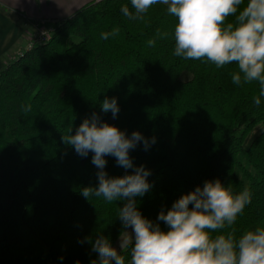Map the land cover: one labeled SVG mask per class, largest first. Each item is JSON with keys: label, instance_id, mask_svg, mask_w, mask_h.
Listing matches in <instances>:
<instances>
[{"label": "trees", "instance_id": "16d2710c", "mask_svg": "<svg viewBox=\"0 0 264 264\" xmlns=\"http://www.w3.org/2000/svg\"><path fill=\"white\" fill-rule=\"evenodd\" d=\"M122 5L131 8L130 0H94L51 21L48 43L0 71V264H90L98 257L86 238L119 242L125 201L84 198V187L98 186L93 154L81 157L62 139L94 113L128 137L138 131L156 138L147 151L142 142L130 151L133 168L106 156L104 170L109 177L141 165L150 171L152 188L136 198L137 208L163 231L162 209L216 179L234 193H252L224 232L239 237L264 224V97L259 107L253 102L259 84H234V63L217 68L174 56L177 19L166 5H154L142 20L125 17ZM113 29L119 33L101 39ZM113 97L116 118L101 109Z\"/></svg>", "mask_w": 264, "mask_h": 264}, {"label": "clouds", "instance_id": "9594fccd", "mask_svg": "<svg viewBox=\"0 0 264 264\" xmlns=\"http://www.w3.org/2000/svg\"><path fill=\"white\" fill-rule=\"evenodd\" d=\"M130 3L131 8L121 6L122 14L129 20H142L154 5H166L168 14L177 19L173 55L210 61L217 68L234 63L238 70L231 74L232 82L238 86L257 82L259 94L253 97V102L256 107L261 105L264 0H130ZM118 33L119 29L104 32L101 39ZM160 35L158 32L157 36ZM148 45L154 46L155 40L150 39ZM101 109L105 113L111 111L116 118L117 99L105 98ZM30 110V105L24 107L25 112ZM62 139L81 157L93 154L98 186L84 187L80 192L84 198L103 197L109 203L125 201L117 215L125 229L121 232L119 250L103 235L94 242L86 238L98 257L90 264H264V224L246 230L239 237L234 231H223L231 228L251 203L249 188L234 193L231 185L225 186L219 179L205 181L202 187L197 186L174 201L166 212L160 211L157 220L168 228L163 231L159 223L145 218L137 208L136 198L152 188L148 181L150 171L141 165L131 174L109 177L104 170L106 156L114 157L125 169L133 168L130 151L141 142L147 151L156 143L155 137L145 138L138 131L128 137L115 125L102 123L94 113L81 123L75 135H64Z\"/></svg>", "mask_w": 264, "mask_h": 264}, {"label": "crops", "instance_id": "0c3cea01", "mask_svg": "<svg viewBox=\"0 0 264 264\" xmlns=\"http://www.w3.org/2000/svg\"><path fill=\"white\" fill-rule=\"evenodd\" d=\"M92 1L94 0H0V71L6 62L17 58L7 59L19 46L21 49L22 45L17 40L23 33L22 22L37 28L54 20H66ZM6 12L14 14V18H7ZM33 20L40 23L31 25L29 21ZM14 55H18V51Z\"/></svg>", "mask_w": 264, "mask_h": 264}, {"label": "rangeland", "instance_id": "374dc122", "mask_svg": "<svg viewBox=\"0 0 264 264\" xmlns=\"http://www.w3.org/2000/svg\"><path fill=\"white\" fill-rule=\"evenodd\" d=\"M1 10V9H0ZM2 11H4V10H2ZM6 14V17L7 18H14V14H10V13H8V12H6L5 13ZM22 15L23 16H25L26 15V13H22ZM20 21V20H19ZM33 21H35V20H33ZM37 22V21H36ZM40 23V22H39ZM22 24V31H23V33L22 34H20V37L18 38V40L17 41H19V43H20V45H22L21 46V49H20V46H19V48L18 49H16L15 50V53H17V51H18V55H14V54H10L9 55V57L10 58H7V59H14L15 57H19L20 55H22L26 50H27V48L29 47V45H30V43H31V40L33 39V37H34V34H35V30H36V28H32L30 25H26L24 22H22L21 23ZM20 24V25H21ZM38 27H47V28H50V27H52V28H54V26H53V23L52 22H50V23H46L45 25L44 24H42V25H40V26H38ZM55 29V28H54ZM12 37H14V36H12ZM10 41H13V38H10ZM106 123H108V124H110L109 122H106ZM131 228H129V230H128V232L129 233H131ZM119 242H120V240H119ZM119 242L117 243V245L115 246L118 250H119Z\"/></svg>", "mask_w": 264, "mask_h": 264}, {"label": "built area", "instance_id": "2783aa9c", "mask_svg": "<svg viewBox=\"0 0 264 264\" xmlns=\"http://www.w3.org/2000/svg\"><path fill=\"white\" fill-rule=\"evenodd\" d=\"M54 33L55 29L52 27H37L35 30L34 37L31 40L29 47L27 48V51L34 49V47L36 46L45 45L46 43H48Z\"/></svg>", "mask_w": 264, "mask_h": 264}]
</instances>
